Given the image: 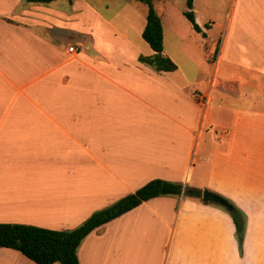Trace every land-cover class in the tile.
I'll return each mask as SVG.
<instances>
[{
	"label": "crops",
	"instance_id": "obj_1",
	"mask_svg": "<svg viewBox=\"0 0 264 264\" xmlns=\"http://www.w3.org/2000/svg\"><path fill=\"white\" fill-rule=\"evenodd\" d=\"M58 1L0 0V223L73 229L164 179L230 200L245 214L241 243L219 205L158 196L92 230L79 264H264V38L247 56L227 33L210 39L194 5L203 34L160 0L163 54L176 62L166 25L195 72L159 73L138 61L151 48L88 0ZM0 264L36 263L1 247Z\"/></svg>",
	"mask_w": 264,
	"mask_h": 264
},
{
	"label": "trees",
	"instance_id": "obj_2",
	"mask_svg": "<svg viewBox=\"0 0 264 264\" xmlns=\"http://www.w3.org/2000/svg\"><path fill=\"white\" fill-rule=\"evenodd\" d=\"M56 0H24L25 3L49 4ZM70 3L72 0H68ZM147 6L146 23L142 38L153 51L152 55H139L138 61L155 72L176 70V64L163 54L162 24L152 0H137ZM183 15L196 32L202 33L193 13V0H186ZM203 34V33H202ZM202 190L181 182L152 179L113 204L94 211L85 221L73 229L54 230L21 223H0V248H11L36 264H79L77 250L83 239L95 228L132 210L142 202L158 196H195L201 198ZM228 200V199H227ZM233 209L226 210L234 223L236 234H243L245 214L230 200ZM239 243L242 239L238 238Z\"/></svg>",
	"mask_w": 264,
	"mask_h": 264
},
{
	"label": "rangeland",
	"instance_id": "obj_3",
	"mask_svg": "<svg viewBox=\"0 0 264 264\" xmlns=\"http://www.w3.org/2000/svg\"><path fill=\"white\" fill-rule=\"evenodd\" d=\"M65 1L59 0L57 7L60 6L59 8L62 9L67 7ZM169 1L175 9L186 8V0ZM88 2L129 38L149 47L142 38V27L137 24V22H141L139 10L146 9L145 4L137 0H88ZM152 3L157 9L162 10L163 6L160 0H152ZM193 5L203 19L211 20L210 39L218 42L227 33L230 36V43L234 45L239 43L237 46L242 48L238 49L241 53L244 52L247 56L255 53V51L251 53L246 51H251L252 45L259 37L264 38V0H194ZM75 23L79 24L80 22L76 21ZM207 42L211 43V40L208 39ZM165 46L167 51L174 56L176 60L174 62L179 66L180 71L185 70L188 74H194L193 62L177 52V45L166 25ZM220 207L225 210L224 207ZM240 235L241 233L236 235L237 239L241 238Z\"/></svg>",
	"mask_w": 264,
	"mask_h": 264
},
{
	"label": "water",
	"instance_id": "obj_4",
	"mask_svg": "<svg viewBox=\"0 0 264 264\" xmlns=\"http://www.w3.org/2000/svg\"><path fill=\"white\" fill-rule=\"evenodd\" d=\"M201 198L205 202H212V203L218 204L224 207L225 209H227L228 211L233 209V205L226 198L208 189H204L202 191ZM241 236L242 234L240 235V237Z\"/></svg>",
	"mask_w": 264,
	"mask_h": 264
},
{
	"label": "built area",
	"instance_id": "obj_5",
	"mask_svg": "<svg viewBox=\"0 0 264 264\" xmlns=\"http://www.w3.org/2000/svg\"><path fill=\"white\" fill-rule=\"evenodd\" d=\"M67 51L69 53H74L75 52V47L74 46H69L67 48ZM192 97L201 106L202 111L204 112V109L208 105V95L206 93H203V92H201V91L196 89V90H194L192 92Z\"/></svg>",
	"mask_w": 264,
	"mask_h": 264
}]
</instances>
